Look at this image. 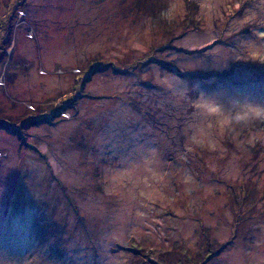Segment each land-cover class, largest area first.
Instances as JSON below:
<instances>
[{
  "label": "rangeland",
  "instance_id": "1",
  "mask_svg": "<svg viewBox=\"0 0 264 264\" xmlns=\"http://www.w3.org/2000/svg\"><path fill=\"white\" fill-rule=\"evenodd\" d=\"M0 264H264V0H0Z\"/></svg>",
  "mask_w": 264,
  "mask_h": 264
},
{
  "label": "trees",
  "instance_id": "2",
  "mask_svg": "<svg viewBox=\"0 0 264 264\" xmlns=\"http://www.w3.org/2000/svg\"><path fill=\"white\" fill-rule=\"evenodd\" d=\"M42 217H43V215H42ZM44 219L46 220L45 216H44ZM46 221H47V220H46ZM40 222H41V220H40L39 222L37 221V224H35V227H36V228L39 227L38 224H39ZM48 223H49V222L47 221V224H48ZM46 238H49V237H48V236H44V237H43V240H47ZM41 240H42V239H41Z\"/></svg>",
  "mask_w": 264,
  "mask_h": 264
},
{
  "label": "built area",
  "instance_id": "3",
  "mask_svg": "<svg viewBox=\"0 0 264 264\" xmlns=\"http://www.w3.org/2000/svg\"><path fill=\"white\" fill-rule=\"evenodd\" d=\"M65 115L67 116V113Z\"/></svg>",
  "mask_w": 264,
  "mask_h": 264
}]
</instances>
